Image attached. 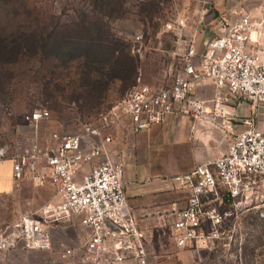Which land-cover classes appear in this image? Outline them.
Instances as JSON below:
<instances>
[{"label":"built area","instance_id":"1","mask_svg":"<svg viewBox=\"0 0 264 264\" xmlns=\"http://www.w3.org/2000/svg\"><path fill=\"white\" fill-rule=\"evenodd\" d=\"M207 12L201 10L191 31L186 17L167 23L184 49L168 85L152 87L138 80L95 121L77 132H53L45 145L38 127L49 112L37 108L23 117L32 132L13 147L0 145V163L11 161L15 181L29 176L37 185H50L55 200L0 228V249L51 251L53 230L77 221L82 237L77 245L62 247L59 259L73 264H148L142 223L146 216L153 217L156 227H166L180 248L231 242V213L212 204L250 203L264 177V130L258 126L264 105V8L241 4L209 18ZM134 42L140 43L141 36ZM204 81L212 85L210 96L199 90ZM234 98L250 103L248 115L240 113ZM170 114L189 117V140L201 121L224 134L227 148L173 176L183 206L171 203L137 213L127 202L124 149L114 146L113 129L138 132L161 124ZM238 122L245 127L237 130Z\"/></svg>","mask_w":264,"mask_h":264},{"label":"rangeland","instance_id":"2","mask_svg":"<svg viewBox=\"0 0 264 264\" xmlns=\"http://www.w3.org/2000/svg\"><path fill=\"white\" fill-rule=\"evenodd\" d=\"M241 4L264 8V0H0V145L13 147L31 134L23 117L34 109L49 112L38 127L45 145L53 132H77L95 121L138 80L152 87L168 85L184 49L167 23L186 17L191 31L201 10L207 9L209 18ZM136 35L140 43L134 42ZM232 100L242 102L243 116L250 113L248 101ZM236 125L237 130L245 127ZM258 126L264 129V105ZM113 130L115 143H124V137L118 141L121 129ZM53 194L49 186L20 199L0 198V228L54 201ZM212 206L231 213L230 243L180 248L166 227H156L146 216L148 264H264V177L250 203ZM81 237L77 221L57 227L51 251L0 249V264H73L59 259L58 252Z\"/></svg>","mask_w":264,"mask_h":264},{"label":"crops","instance_id":"3","mask_svg":"<svg viewBox=\"0 0 264 264\" xmlns=\"http://www.w3.org/2000/svg\"><path fill=\"white\" fill-rule=\"evenodd\" d=\"M199 87L205 95H211V83L204 81ZM237 108L242 110V102H238ZM189 123L187 115L170 114L161 124L149 129L132 132L126 127L120 128L122 134L118 141L124 137V143L120 140L121 144L115 143L114 146L124 149L125 193L129 207L137 213L165 208L171 203L183 206L185 200L173 176L187 172L195 164L211 160L226 150L224 134L201 121L194 138L189 140ZM49 186L37 185L29 176L15 181L11 161L0 163V198L20 199L25 192L32 191L34 195ZM16 207L20 213V205Z\"/></svg>","mask_w":264,"mask_h":264}]
</instances>
